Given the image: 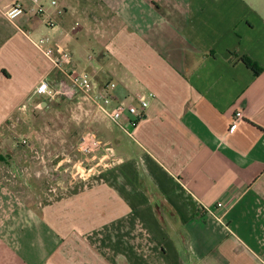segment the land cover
I'll list each match as a JSON object with an SVG mask.
<instances>
[{"label": "crops", "instance_id": "obj_1", "mask_svg": "<svg viewBox=\"0 0 264 264\" xmlns=\"http://www.w3.org/2000/svg\"><path fill=\"white\" fill-rule=\"evenodd\" d=\"M18 1L0 0V264H263L264 0H56L51 30L9 21ZM48 33L115 101L154 95L132 137L109 122L119 170L93 190H32L8 144L51 108L35 88L60 75L32 44Z\"/></svg>", "mask_w": 264, "mask_h": 264}, {"label": "rangeland", "instance_id": "obj_2", "mask_svg": "<svg viewBox=\"0 0 264 264\" xmlns=\"http://www.w3.org/2000/svg\"><path fill=\"white\" fill-rule=\"evenodd\" d=\"M86 46L90 57L100 52V47ZM96 79L99 78L96 76ZM107 81L110 82V79L103 82ZM50 102L51 108L35 112L29 125L18 129L20 133H26L29 146L20 143L22 139L18 134L8 143L20 151L17 154V170H21L22 174L19 175L24 179L25 175H29L27 181L31 182H27V185H32V190L45 188L49 195L58 193L64 187L70 191L73 187H78L81 192L93 190L95 183L92 181L96 179L100 183L106 173L118 171L119 161L117 156H110V150L83 155L78 150L81 137L92 132L107 148L113 147V144L119 148L123 133L117 128L112 130L108 120L87 103L76 105L66 102L64 98ZM111 139H115V142H111ZM2 176H10L6 168L2 169ZM21 185L25 188L23 183Z\"/></svg>", "mask_w": 264, "mask_h": 264}, {"label": "built area", "instance_id": "obj_3", "mask_svg": "<svg viewBox=\"0 0 264 264\" xmlns=\"http://www.w3.org/2000/svg\"><path fill=\"white\" fill-rule=\"evenodd\" d=\"M25 6L21 2H15L4 13L9 21L23 15L37 16L46 23L48 30L54 27L53 16L48 12L49 7L55 9L57 16L62 15L63 10L58 7L56 0H28ZM32 44L39 53L49 61L51 69L60 75V79L54 84L41 80L35 88L37 95L45 96L51 100L56 98H70L80 96L86 103H89L95 110L118 127L129 137H132L133 130L138 122L143 118L149 106V100L154 98L152 93H137L135 95L136 105H126L114 99L113 90L115 84L108 82L99 87L95 84L92 76L79 72L72 64L70 51L67 47L55 42L51 33L41 36L37 40H32ZM112 105V107H110ZM110 107V108H109ZM126 115L125 122H122ZM242 113L238 111L229 127L233 131L241 119ZM22 145L29 146V142L24 138L20 141ZM78 150L83 155H94L98 152L109 151L106 144L100 142L92 132L83 135L78 144ZM221 206V204H218ZM264 264V261H263Z\"/></svg>", "mask_w": 264, "mask_h": 264}, {"label": "trees", "instance_id": "obj_4", "mask_svg": "<svg viewBox=\"0 0 264 264\" xmlns=\"http://www.w3.org/2000/svg\"><path fill=\"white\" fill-rule=\"evenodd\" d=\"M242 63L248 68L254 75H259L261 73V69L251 60L246 57L241 59Z\"/></svg>", "mask_w": 264, "mask_h": 264}]
</instances>
